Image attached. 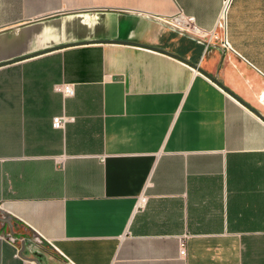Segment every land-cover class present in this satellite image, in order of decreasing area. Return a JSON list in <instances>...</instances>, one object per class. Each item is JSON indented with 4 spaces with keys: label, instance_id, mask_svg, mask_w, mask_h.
Here are the masks:
<instances>
[{
    "label": "crops",
    "instance_id": "1",
    "mask_svg": "<svg viewBox=\"0 0 264 264\" xmlns=\"http://www.w3.org/2000/svg\"><path fill=\"white\" fill-rule=\"evenodd\" d=\"M222 3L0 0V210L17 234L0 221V264H36L21 239L40 264H264V120L165 52L83 42L180 54L264 114V0H233V50L176 20L208 37Z\"/></svg>",
    "mask_w": 264,
    "mask_h": 264
},
{
    "label": "built area",
    "instance_id": "2",
    "mask_svg": "<svg viewBox=\"0 0 264 264\" xmlns=\"http://www.w3.org/2000/svg\"><path fill=\"white\" fill-rule=\"evenodd\" d=\"M233 0H223L222 3V8L220 11V15L219 18L216 22L215 27L210 31L208 37H206L205 35V39L207 41V45L208 44H213L215 42V40H219L221 46H223V48L226 49H232V46H230L229 41L227 39V12L228 9L230 7V5L232 4ZM176 20L180 23L181 21H183V27L186 30L189 31H193L194 33H201L200 29L196 26L195 24V18L194 16H184V15H180V17H177ZM217 30H221L222 31V35H219ZM203 35V34H202ZM202 37V36H201ZM233 50V49H232ZM56 90L60 91L65 97L66 96H70L74 94V83H70V82H66V83H62V84H57L55 86ZM261 99L264 100V91L261 92ZM75 120V117L72 115H58L55 116L52 120V125L55 128H64L65 125L67 124V122L73 121ZM146 202V197L145 196H141L140 199L138 200L137 203V207L136 208H141L143 207L144 203ZM179 254L182 256L183 254H185V244L184 242H181L180 244V249H179Z\"/></svg>",
    "mask_w": 264,
    "mask_h": 264
},
{
    "label": "water",
    "instance_id": "3",
    "mask_svg": "<svg viewBox=\"0 0 264 264\" xmlns=\"http://www.w3.org/2000/svg\"><path fill=\"white\" fill-rule=\"evenodd\" d=\"M98 41H101V42H107V43H112V42H117V43H124V44H136V45H139V46H146V47H149V48H152V49H155L157 51H162V52H165L169 55H171L172 57L174 58H178L180 60H182L183 62L185 63H188L190 64L191 66H194L195 68H197L199 71H201L204 75H206L208 78L212 79L213 81H215L223 90L227 91L229 94L233 95L237 100H239L241 103L245 104L249 109H251L257 116H259L261 119L264 120V114L259 110V109H256L254 108L253 106H251L250 104H248L247 102H245L243 99H241L237 94L233 93L226 85H224L220 80L219 78H217L216 76L212 75V74H208L205 70H203L201 67H199V65L195 64V63H191L189 62L188 60H186L184 57H182L180 54H175V53H172L171 51H168L166 49H163V48H156L154 46H150L148 44H141V43H138L136 41H131V40H122V39H119V38H112V39H95V40H84L83 42H93V43H96ZM81 42V41H80ZM80 42H73V41H69V42H65L64 44H60V45H57V46H53L52 48H49V49H46V50H41V51H36L35 53L33 54H30V55H25V56H21V57H18L17 59L15 60H9L7 61L6 63H10V62H14V61H17L19 59H24V58H28V57H33V55H36V54H41V53H45V52H48L49 50L51 49H59V48H64L65 46H70V45H76V44H80ZM0 221L6 226H8L10 228V232L13 236L17 237V234L15 233L14 231V228H13V221H12V217L11 215L8 213V212H4L2 210H0ZM21 248L18 252V255L22 258H25L27 260H30V261H34L36 262V264H40V261L38 259H36L35 257L33 256H29V255H26L25 254V248L27 246L26 244V241L25 239H21Z\"/></svg>",
    "mask_w": 264,
    "mask_h": 264
},
{
    "label": "rangeland",
    "instance_id": "4",
    "mask_svg": "<svg viewBox=\"0 0 264 264\" xmlns=\"http://www.w3.org/2000/svg\"><path fill=\"white\" fill-rule=\"evenodd\" d=\"M176 21V20H175ZM194 36H197L198 38H200V39H204V41H206V37L204 36V35H202V34H200V33H195V35ZM202 36V37H201ZM2 231H4V233L6 234V235H9V233H8V228H6V227H4V229H2Z\"/></svg>",
    "mask_w": 264,
    "mask_h": 264
},
{
    "label": "bare ground",
    "instance_id": "5",
    "mask_svg": "<svg viewBox=\"0 0 264 264\" xmlns=\"http://www.w3.org/2000/svg\"><path fill=\"white\" fill-rule=\"evenodd\" d=\"M171 25V24H170ZM174 25V24H173ZM172 27V26H171ZM180 30L183 32V29L182 28H180ZM176 31V30H175ZM181 33V32H180Z\"/></svg>",
    "mask_w": 264,
    "mask_h": 264
}]
</instances>
